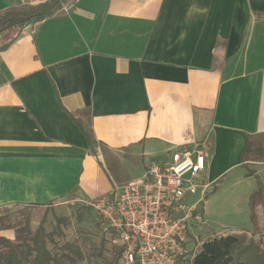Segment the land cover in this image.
I'll return each mask as SVG.
<instances>
[{
    "label": "crops",
    "instance_id": "obj_1",
    "mask_svg": "<svg viewBox=\"0 0 264 264\" xmlns=\"http://www.w3.org/2000/svg\"><path fill=\"white\" fill-rule=\"evenodd\" d=\"M45 1L0 0V13ZM1 48L0 208L110 195L68 115L88 108L97 142L148 164L199 146L210 197L235 174L233 211L249 220L264 162L240 155L264 134V0H71Z\"/></svg>",
    "mask_w": 264,
    "mask_h": 264
},
{
    "label": "built area",
    "instance_id": "obj_2",
    "mask_svg": "<svg viewBox=\"0 0 264 264\" xmlns=\"http://www.w3.org/2000/svg\"><path fill=\"white\" fill-rule=\"evenodd\" d=\"M199 148H182L150 163L141 179L113 186L110 195L85 204L115 237L117 264H183L195 253L192 232L202 224L203 205L214 189Z\"/></svg>",
    "mask_w": 264,
    "mask_h": 264
},
{
    "label": "trees",
    "instance_id": "obj_3",
    "mask_svg": "<svg viewBox=\"0 0 264 264\" xmlns=\"http://www.w3.org/2000/svg\"><path fill=\"white\" fill-rule=\"evenodd\" d=\"M70 1L48 0L36 5L10 6L0 13V36L12 30H23L26 25L31 26L51 18ZM3 49L1 48L0 51ZM68 115L84 136L88 148L103 167L112 186H122L131 182L122 164V156L119 154L121 152L109 150L104 144L95 140L90 109L85 108ZM126 156L127 154H124L123 159ZM240 161L242 164L248 161L264 162V134L247 138ZM243 167L247 171V176L256 178L253 171L247 166ZM43 205L27 206L37 208ZM248 209L249 221L254 229L253 234H256L259 226L264 231V187L259 181L248 198ZM4 224L0 222V229L10 228L3 226ZM11 228L14 230V239L0 236V264H78L83 259L80 246L74 243L65 244L54 251H47L44 241H41L40 230L33 233L28 220L23 223L16 220ZM243 241L242 234L214 237L203 242L192 259L184 261L183 264H264V242L250 240L249 244L245 245ZM116 248L119 255L120 249L118 246Z\"/></svg>",
    "mask_w": 264,
    "mask_h": 264
},
{
    "label": "rangeland",
    "instance_id": "obj_4",
    "mask_svg": "<svg viewBox=\"0 0 264 264\" xmlns=\"http://www.w3.org/2000/svg\"><path fill=\"white\" fill-rule=\"evenodd\" d=\"M119 154L122 156V164L130 180L141 179L149 165L144 157L132 155L131 149ZM124 154L127 156L123 159ZM162 161L164 159L152 162L161 163ZM225 176L227 177L220 179L222 184H217L215 194L211 197L209 195L206 199L203 205L205 210L204 214L202 213V224L192 232L197 238L195 253L203 242L229 234L227 229L231 226L240 227L245 224L248 227L250 224L247 215H239L233 211V194L241 188L235 182L231 183L230 179L236 175L225 173ZM207 201L209 205L206 206ZM16 220L21 223L28 220L33 233L40 230L41 241H44L49 252L65 244L79 245L83 252V259L78 264H116L118 262L115 237L102 230L99 218L92 209L71 198L49 202L37 208L24 205L0 208V222L5 223L3 226L10 227L0 229V236L14 239V230L11 227ZM253 233L254 229L251 226L249 230H243L237 234H242L245 245L249 244L250 240L264 242V231L261 226L258 227L256 234ZM189 249L191 250L192 247ZM195 253H190L187 260L190 261Z\"/></svg>",
    "mask_w": 264,
    "mask_h": 264
},
{
    "label": "water",
    "instance_id": "obj_5",
    "mask_svg": "<svg viewBox=\"0 0 264 264\" xmlns=\"http://www.w3.org/2000/svg\"><path fill=\"white\" fill-rule=\"evenodd\" d=\"M29 25H26V27H28Z\"/></svg>",
    "mask_w": 264,
    "mask_h": 264
}]
</instances>
